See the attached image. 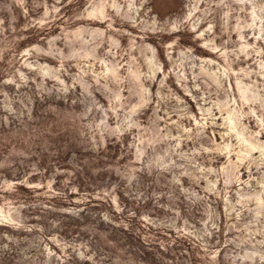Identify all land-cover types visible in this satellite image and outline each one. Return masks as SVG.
Returning a JSON list of instances; mask_svg holds the SVG:
<instances>
[{
	"label": "rangeland",
	"instance_id": "374dc122",
	"mask_svg": "<svg viewBox=\"0 0 264 264\" xmlns=\"http://www.w3.org/2000/svg\"><path fill=\"white\" fill-rule=\"evenodd\" d=\"M0 209V264H264V0H0Z\"/></svg>",
	"mask_w": 264,
	"mask_h": 264
},
{
	"label": "bare ground",
	"instance_id": "6f19581e",
	"mask_svg": "<svg viewBox=\"0 0 264 264\" xmlns=\"http://www.w3.org/2000/svg\"><path fill=\"white\" fill-rule=\"evenodd\" d=\"M239 2H242L243 0H238ZM239 90L241 91V96L243 99H247L246 96L244 95V89L242 87H239ZM0 215H1V209H0Z\"/></svg>",
	"mask_w": 264,
	"mask_h": 264
}]
</instances>
